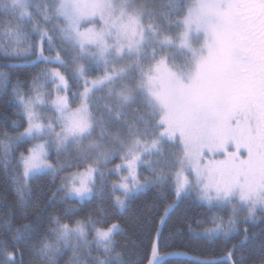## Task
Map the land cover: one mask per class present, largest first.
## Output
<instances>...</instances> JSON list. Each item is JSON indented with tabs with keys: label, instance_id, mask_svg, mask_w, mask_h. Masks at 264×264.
Segmentation results:
<instances>
[{
	"label": "snow or ice",
	"instance_id": "1",
	"mask_svg": "<svg viewBox=\"0 0 264 264\" xmlns=\"http://www.w3.org/2000/svg\"><path fill=\"white\" fill-rule=\"evenodd\" d=\"M0 10L6 15L0 23L6 58L58 65L43 73L54 91H45L40 77L27 93L19 85L13 89L23 131H0L5 168L13 145H31L19 152L20 170L11 176L16 203L5 205L0 264H25L21 249L48 264H58L56 257L66 252L72 254L68 264H142L129 251L134 242L116 239L124 229L105 222L104 208L94 210L96 219L74 226L53 215L48 223L56 226L38 231L33 217L40 207L29 180L56 174L50 150L60 155L70 148L86 167L64 177L53 200L60 192L64 203L103 198L104 169L113 157L122 163L112 171L127 173L112 184L113 193H121L116 207L126 209L141 191L160 190L165 206L147 264L188 257L167 250L182 230L167 238L164 233L170 213L193 195L225 215L197 220L195 227L187 223L189 240L224 242L223 255L191 256L192 264H250L241 249L257 239L256 264H264V226L251 235L247 227L258 218L264 224V0H0ZM93 66L102 75L89 79ZM104 91L106 97L97 96ZM140 104L146 111L135 107ZM72 212L65 209L63 217ZM241 233L243 239L232 244Z\"/></svg>",
	"mask_w": 264,
	"mask_h": 264
},
{
	"label": "trees",
	"instance_id": "2",
	"mask_svg": "<svg viewBox=\"0 0 264 264\" xmlns=\"http://www.w3.org/2000/svg\"><path fill=\"white\" fill-rule=\"evenodd\" d=\"M6 20V15L3 10H0V23ZM2 38V37H0ZM32 40L38 42L39 37L35 33L32 35ZM45 54L48 55L47 45H45ZM54 55V53H53ZM68 59V56L64 57ZM35 60V57H32ZM58 67L56 64H49L43 61H36L32 63L30 60L22 59H8L4 56L3 52L0 51V131H7L10 135L14 136L17 134L14 129L19 128V131H23L22 124L24 119L22 116V108L19 107L14 96L13 89L18 85L22 92L27 93L32 85L34 77H40L41 83H46L48 87L45 91L53 90L54 86L51 85V81H45L43 73L46 69ZM62 72H67L64 68H61ZM102 75V72L98 67L93 66L89 72V79H94L97 76ZM74 84H79L78 81H73ZM78 87H73V92H76ZM82 90V89H79ZM135 107L140 108L142 111H146L143 104ZM30 143H19L12 146L10 152L13 154L8 158V167L5 168V158L3 155V148L0 147V230L5 228L4 225V213L8 211L5 205H13L16 203V196L14 192V184L11 180V176L14 175L20 169L18 168L19 152H23L26 147H30ZM71 149L68 150L71 153ZM73 156V155H72ZM52 160L55 158V154L52 153ZM151 159H159V157H151ZM122 160L119 157H113L112 162L108 164L107 168L104 169L105 176L102 187L104 188L103 198L100 194L92 197L91 200H85L82 202L69 201L64 203V193L60 192L56 195L53 200L52 193H55L61 182L65 177V174L74 171L76 169L83 170L85 165L65 168L64 171H60L57 174L44 173L32 177L29 183L32 188V199L33 202L37 203L40 207L39 216L33 217V222L39 225L38 231L41 233L45 232L49 227H55V223L49 224V218L53 215L61 216L62 223H67L70 226L75 225L77 220H85L88 217L96 219L94 210L97 208L107 209V220L108 224L119 223L124 229V232L118 234L116 239L123 245H129L130 242H134L136 247L132 249L129 247V251H134L136 257L142 260V264H147L145 257L150 255V243L151 238L154 235L153 227L155 222L158 221L159 215L162 213L164 208V200L159 194V189L153 187L147 191H141L137 193L128 203V207L124 210L119 209L115 206L114 197L119 195L117 191L113 193L112 184L119 180L120 173L112 171L116 164H121ZM139 172L144 176H150V170L144 167L139 168ZM99 185V182H98ZM169 197L171 196V185L168 184L164 189ZM171 202V200H169ZM71 207L73 212L67 218L63 217L65 209ZM214 214L225 215L220 210H209L208 206L195 196H190L180 203L178 209L173 210L170 213V219L167 230L164 235L168 237L169 233L175 229H181L182 235L174 240H169L168 243L171 245L168 251H186L188 257H183L179 260L176 258L171 259V264H192L189 260L191 256H203L208 257L212 255H223L224 242L222 239L218 240H189V233L187 229V223H192L195 227V221L204 220L208 221ZM19 213H17V223H23L18 219ZM206 227H211L210 223L205 224ZM264 226L258 218L255 224L249 223L247 227L251 233H259L260 227ZM245 225H241V228ZM0 235H5L4 231H0ZM243 239V234L237 235L231 240L232 244L238 243ZM49 240H54V237L49 236ZM11 244L9 250H11ZM230 247V245H229ZM24 251L25 264H29L30 259L34 260V264H48L47 259L43 257L31 256L27 250ZM245 253V260L249 261L250 264H256L255 258L259 255V244L258 239L249 241L245 248L241 249ZM71 253L66 252L56 257L58 264H68ZM20 257H17L19 261ZM0 260H3V256H0Z\"/></svg>",
	"mask_w": 264,
	"mask_h": 264
},
{
	"label": "rangeland",
	"instance_id": "3",
	"mask_svg": "<svg viewBox=\"0 0 264 264\" xmlns=\"http://www.w3.org/2000/svg\"><path fill=\"white\" fill-rule=\"evenodd\" d=\"M97 96L98 97H100V96H105L106 97V91H104V92H98L97 93ZM17 104H18V101H17ZM45 114L46 115H49V116L51 115L50 112H46ZM70 149L72 150L71 153H69V152L63 153L62 152L60 155H57L54 150H50V157H51L52 153L55 154L54 160H52L51 158L50 159H51V162L57 166V169H58L57 173L60 172L59 169L61 167L69 168V167L72 166V164H74L73 165L74 167H79V166L85 165L84 159L83 158H78L76 149L75 148H70ZM83 170L76 169L74 171H70V172H68V173L65 174V177L68 176V175H70V174H72V173H75V172H78V171H83ZM138 171H139V169H138ZM45 173H50V172H45ZM120 174L121 175H127L126 172L120 173ZM119 195H121V193ZM121 198L123 199V196H121Z\"/></svg>",
	"mask_w": 264,
	"mask_h": 264
}]
</instances>
